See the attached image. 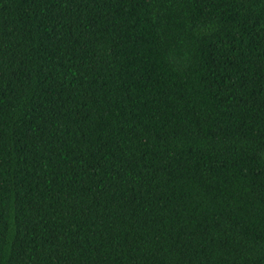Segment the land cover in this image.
Wrapping results in <instances>:
<instances>
[{"label": "trees", "instance_id": "obj_1", "mask_svg": "<svg viewBox=\"0 0 264 264\" xmlns=\"http://www.w3.org/2000/svg\"><path fill=\"white\" fill-rule=\"evenodd\" d=\"M0 264H264V0H0Z\"/></svg>", "mask_w": 264, "mask_h": 264}]
</instances>
